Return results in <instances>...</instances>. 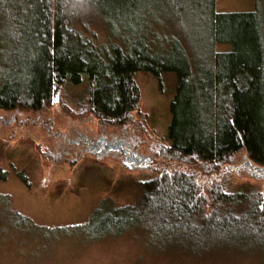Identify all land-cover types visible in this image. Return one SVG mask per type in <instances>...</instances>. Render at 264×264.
I'll use <instances>...</instances> for the list:
<instances>
[{"label":"trees","instance_id":"trees-1","mask_svg":"<svg viewBox=\"0 0 264 264\" xmlns=\"http://www.w3.org/2000/svg\"><path fill=\"white\" fill-rule=\"evenodd\" d=\"M257 6L218 12L216 0H0V109L40 111L69 86L85 85L81 114L125 124L141 99L136 74L175 72L167 149L199 167L166 168L141 182L134 204L98 207L73 226H38L0 193L3 221L51 240L134 233L154 254L205 259L239 251L260 254L264 264V191L227 187L215 175L241 151L264 167V14ZM93 25L105 29L106 41H97ZM221 43L232 49L217 50Z\"/></svg>","mask_w":264,"mask_h":264},{"label":"rangeland","instance_id":"rangeland-1","mask_svg":"<svg viewBox=\"0 0 264 264\" xmlns=\"http://www.w3.org/2000/svg\"><path fill=\"white\" fill-rule=\"evenodd\" d=\"M257 4L264 14V0L258 3L216 0V9L245 12L256 10ZM92 27L97 31L98 42L108 39L102 26ZM160 30L168 32L165 26ZM231 49L229 43L217 45L220 51ZM4 51L0 38L2 69ZM136 82L141 99L125 124H104L88 112L81 114L77 102L84 95L85 85L69 86L60 92V102L57 94V100L40 111L0 109V193L9 196L13 210L42 227L80 225L98 207L134 204L142 193L141 182L166 168H199L171 156L167 149L171 143L170 108L177 89V74L164 72L157 77L140 71ZM39 118L43 120L38 121ZM82 137H88L92 143L98 139L121 140L129 151L151 156L153 163L145 169L131 168L122 154L104 152L101 145L97 152L88 151L91 145L84 143ZM248 161L247 153L241 151L228 166H240ZM19 172L25 173L28 185L21 180ZM221 180L227 187L252 185L264 191V176L253 178L249 169L227 171ZM145 248L143 240L134 233L100 240L76 235L52 240L41 238L33 235L31 229L12 228L0 216V264H262L260 254L239 251L199 259L167 252L154 254Z\"/></svg>","mask_w":264,"mask_h":264},{"label":"water","instance_id":"water-1","mask_svg":"<svg viewBox=\"0 0 264 264\" xmlns=\"http://www.w3.org/2000/svg\"><path fill=\"white\" fill-rule=\"evenodd\" d=\"M52 128H53V122H51L49 126V130H51ZM82 138L84 140V143H86L87 145H91L90 147H88V151L92 153L97 152V147L101 145L104 152L111 150L122 154L124 156L125 162L131 168L133 167V168L145 169L151 166V164L153 163V158L151 156H143L129 151L127 148L123 147L124 144L121 140L106 141L104 139H98L97 143H92V141L88 137H82ZM76 140H79V138H77ZM244 169H249L250 176L253 178L264 176V167L258 165L254 166L251 161H248L240 166L239 165L225 166L224 169L220 172L219 177H221L226 171L241 172ZM213 177L214 175H212L211 178Z\"/></svg>","mask_w":264,"mask_h":264},{"label":"flooded vegetation","instance_id":"flooded-vegetation-1","mask_svg":"<svg viewBox=\"0 0 264 264\" xmlns=\"http://www.w3.org/2000/svg\"><path fill=\"white\" fill-rule=\"evenodd\" d=\"M41 120H43V118H39V120L38 121H41ZM44 122V121H43ZM50 123H51V121H50ZM53 129V128H52ZM51 133H53V132H51ZM79 138V137H78ZM75 142H79V140H75Z\"/></svg>","mask_w":264,"mask_h":264}]
</instances>
